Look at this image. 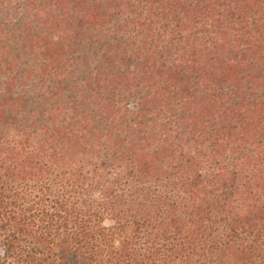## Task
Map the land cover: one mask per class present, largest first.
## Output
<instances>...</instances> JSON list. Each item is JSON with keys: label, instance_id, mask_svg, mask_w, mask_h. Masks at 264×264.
<instances>
[{"label": "trees", "instance_id": "16d2710c", "mask_svg": "<svg viewBox=\"0 0 264 264\" xmlns=\"http://www.w3.org/2000/svg\"><path fill=\"white\" fill-rule=\"evenodd\" d=\"M0 264H264V0H0Z\"/></svg>", "mask_w": 264, "mask_h": 264}]
</instances>
